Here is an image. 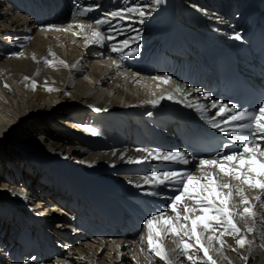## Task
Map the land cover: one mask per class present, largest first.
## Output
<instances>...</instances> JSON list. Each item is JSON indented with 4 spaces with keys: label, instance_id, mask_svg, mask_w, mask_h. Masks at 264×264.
Returning a JSON list of instances; mask_svg holds the SVG:
<instances>
[{
    "label": "bare ground",
    "instance_id": "bare-ground-1",
    "mask_svg": "<svg viewBox=\"0 0 264 264\" xmlns=\"http://www.w3.org/2000/svg\"><path fill=\"white\" fill-rule=\"evenodd\" d=\"M29 1L36 9L39 0H0V264H164L150 255L141 236L146 234V219L167 210L166 197L176 194L175 186L146 190L134 184H143V175L156 169L201 174L200 157L186 149L183 137L195 130L190 120L219 132L206 119L216 111L211 108L215 99L203 96L211 81L206 72L209 57L225 49L241 63L243 73L251 70L249 34L253 21L264 27V0H177V18L187 26L184 36L172 34L169 9L175 0H165L143 24L136 15L130 26L128 21L113 20L122 34L113 33L107 24L100 26L101 32L116 39L90 47L85 39L102 12L150 0H59L67 19L56 8L50 12L57 16L39 19ZM95 4L97 10L79 15L81 8ZM70 24H83V33L73 35L78 28L47 30L49 25ZM237 33L240 40L234 39ZM129 37L135 41L125 51L139 47V54L128 57L111 51L112 44ZM207 43L211 55L205 53ZM21 51L23 57L12 55ZM155 52L158 59L151 57ZM45 58L56 67L46 64ZM61 59L68 68L59 64ZM198 59L205 80L192 72ZM113 61L121 67L117 69ZM25 76L30 79L25 81ZM156 76L172 79L165 84L154 80ZM33 80L38 82L36 90L31 88ZM45 81L57 90L48 92ZM197 88L203 91H194ZM169 95L173 99H162L155 107L148 103ZM189 103L202 104L207 112L187 107ZM88 128L100 135H91ZM231 143V151L240 148L234 139ZM137 148L183 151L190 154L189 163H126L129 157L146 155ZM258 194L264 198V193L248 190L250 199ZM234 203L239 204L238 197ZM256 211V222H248L255 228L248 234L255 245L239 249L225 237L223 252L216 251L218 243L211 252L217 264H264V223L259 220L264 211L259 207ZM237 221L244 223L238 217ZM174 241L178 238L164 240L174 264H190Z\"/></svg>",
    "mask_w": 264,
    "mask_h": 264
},
{
    "label": "snow or ice",
    "instance_id": "snow-or-ice-1",
    "mask_svg": "<svg viewBox=\"0 0 264 264\" xmlns=\"http://www.w3.org/2000/svg\"><path fill=\"white\" fill-rule=\"evenodd\" d=\"M164 2L165 0H150V3L146 5L136 4L102 12L99 18L93 20V24L97 27L91 32L90 38L85 39V46H104L105 41L116 39L114 34L105 35L101 32L100 26L107 24L113 33L122 34L121 30L113 25V20L128 21L130 26L133 15H136L139 18L138 22L143 24L151 12ZM98 8V4L83 7L80 9L79 15L86 16ZM91 26L89 25V27ZM72 28L79 29L73 33L79 37L85 26L83 24H70L67 28H59L55 25L47 26L48 31L69 32ZM132 30L138 32L136 29ZM234 39L240 40L241 35L237 33ZM134 41V37L118 41L111 45V51L120 52L128 57L139 54V47L125 51ZM12 55L20 58L24 56V53L21 51L12 53ZM50 55L55 56L54 53H50ZM32 58L36 59L34 55ZM44 62L50 67H56L52 59L45 58ZM59 64L65 68L69 67L63 59L59 60ZM113 65L117 69L121 67V64L116 61H113ZM72 67L75 68L76 65L74 64ZM29 79L28 76L24 77L25 81ZM153 79L167 84L172 78L156 76ZM4 87L10 89V85L7 83L4 84ZM37 87L38 82L33 80L32 90H36ZM45 87L48 92L57 90L49 87L47 81H45ZM194 91L202 92L203 90L197 88ZM203 96L208 99L212 93L204 92ZM162 99L171 100L173 97L171 95L161 96L148 101V103L155 107ZM177 102L183 103V101ZM186 106L195 108L201 113L207 112L202 104L189 103ZM211 108L216 111L212 116L206 117L209 126L229 137V144L234 139L240 145L239 149L227 152L218 151L214 157L198 159L197 167L201 172L199 176L183 169L164 168L144 174L143 184H134L135 187L146 190L175 186L176 194L166 197L169 201L167 210L148 217L145 221L146 234L141 236V241L147 244L150 255L159 258L164 264H174L164 244L165 238L169 236L178 238V242H174L177 243V248L190 264H217V260L213 258L211 252L215 243L219 244L216 251L223 252L227 244L225 237H231L239 249L255 245V241L248 238V234L254 233L255 228L248 222H256L257 207L264 211V198L258 194L250 199L248 190L264 193V103L254 110H249L247 108L237 109L235 105L230 106L227 103L213 100ZM95 110L101 111L100 108ZM148 115H152V113L149 112ZM86 130L93 136L100 135L91 128ZM229 144H223L222 149H227ZM135 151L146 155L136 158L129 157L126 163L143 164L155 161L165 164H188L190 157L189 153L179 150L137 148ZM113 154L115 155V153ZM120 159L124 161L125 156L121 155ZM209 169L211 171H208ZM128 183L133 184V181L130 180ZM147 194L162 195L157 191H147ZM237 197L239 198L238 205L234 203ZM253 200L256 203H253ZM238 208H242V211H238ZM237 217L244 222L243 225L238 223ZM259 220L264 223V216L259 217ZM227 246L232 251H237L236 247ZM143 250L142 248L141 251ZM194 252L202 253V257L194 255ZM241 259L247 261L248 257L242 255Z\"/></svg>",
    "mask_w": 264,
    "mask_h": 264
},
{
    "label": "rangeland",
    "instance_id": "rangeland-1",
    "mask_svg": "<svg viewBox=\"0 0 264 264\" xmlns=\"http://www.w3.org/2000/svg\"><path fill=\"white\" fill-rule=\"evenodd\" d=\"M220 1H225V0H220ZM177 0H175L174 2H172V6H171V9H169L170 11H171V14H173V15H171L172 16V23H171V29H172V34H175V36H184V33L186 32V30H187V26L185 25V22H183V21H180L178 18H177V14H176V12H177ZM176 8V9H175ZM176 11V12H175ZM174 12V13H173ZM180 23H179V22ZM183 23V24H182ZM184 26H185V28H184ZM174 27V28H173ZM176 27V28H175ZM169 29V27L168 28H165L164 30H163V32L165 31V30H168ZM174 29V30H173ZM177 30V31H176ZM180 32H179V31ZM169 33V32H168ZM170 34V33H169ZM178 37H176V39H177Z\"/></svg>",
    "mask_w": 264,
    "mask_h": 264
}]
</instances>
